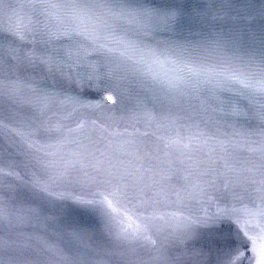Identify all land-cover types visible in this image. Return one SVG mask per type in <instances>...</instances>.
I'll return each mask as SVG.
<instances>
[{
    "label": "water",
    "instance_id": "95a60500",
    "mask_svg": "<svg viewBox=\"0 0 264 264\" xmlns=\"http://www.w3.org/2000/svg\"><path fill=\"white\" fill-rule=\"evenodd\" d=\"M172 1L0 2V264H261L264 0Z\"/></svg>",
    "mask_w": 264,
    "mask_h": 264
},
{
    "label": "snow or ice",
    "instance_id": "6c2138e0",
    "mask_svg": "<svg viewBox=\"0 0 264 264\" xmlns=\"http://www.w3.org/2000/svg\"><path fill=\"white\" fill-rule=\"evenodd\" d=\"M2 2V0H0ZM72 3H99V4H106L111 3L113 0H70ZM169 18H171V13L168 14ZM0 30H2V21H0ZM0 50H2V46H0ZM186 72L189 76L196 75L197 70L187 67ZM230 79L238 82L242 85L245 89H250L251 94L248 97L250 100V104L253 107H258L259 114L261 118H264V64L261 65L259 69V75L255 79H243L239 76L233 74L229 77ZM166 86L169 88H179L181 85L187 83V81L183 77H179L175 80L166 81ZM5 92V83L2 78V74H0V100H2ZM107 206L112 208V204L110 201H107ZM260 216H264V212L259 213ZM5 220V209L3 203L0 202V229H2ZM264 231V229H262ZM257 243L256 240L253 241L255 245ZM259 244H260V255H261V264H264V236L259 237ZM4 245L3 242L0 241V257L3 256Z\"/></svg>",
    "mask_w": 264,
    "mask_h": 264
}]
</instances>
